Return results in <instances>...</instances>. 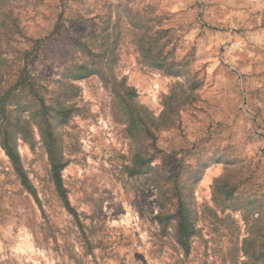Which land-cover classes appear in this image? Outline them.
Here are the masks:
<instances>
[{
    "label": "rangeland",
    "instance_id": "374dc122",
    "mask_svg": "<svg viewBox=\"0 0 264 264\" xmlns=\"http://www.w3.org/2000/svg\"><path fill=\"white\" fill-rule=\"evenodd\" d=\"M0 264H264V0H0Z\"/></svg>",
    "mask_w": 264,
    "mask_h": 264
},
{
    "label": "trees",
    "instance_id": "16d2710c",
    "mask_svg": "<svg viewBox=\"0 0 264 264\" xmlns=\"http://www.w3.org/2000/svg\"><path fill=\"white\" fill-rule=\"evenodd\" d=\"M8 147H10V145ZM8 152H9V155L13 161V164H14L17 172L22 176V180L24 182V185H27L28 181L25 178V175L23 173V169L20 165V159H19L18 154L13 149H10V148H8ZM52 159H53V156H52ZM52 164H53V169H52L53 178H54L55 183H56L57 191L60 195L61 200L66 205V207L70 208L69 207L70 204L68 201L66 190L62 186V179H61L62 166H60L58 163L53 162V161H52ZM185 220H186L185 216H183V214H180V220H179V226H178V240H179L180 244L182 245V247L184 248V250L186 252H188L189 251V247H188L189 230H188V227L185 223Z\"/></svg>",
    "mask_w": 264,
    "mask_h": 264
}]
</instances>
